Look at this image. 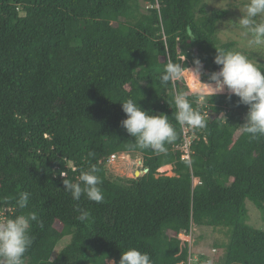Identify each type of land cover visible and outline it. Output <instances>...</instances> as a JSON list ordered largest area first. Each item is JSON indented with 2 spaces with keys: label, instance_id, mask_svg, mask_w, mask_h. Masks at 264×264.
Segmentation results:
<instances>
[{
  "label": "trees",
  "instance_id": "16d2710c",
  "mask_svg": "<svg viewBox=\"0 0 264 264\" xmlns=\"http://www.w3.org/2000/svg\"><path fill=\"white\" fill-rule=\"evenodd\" d=\"M227 14L205 0H0V208L12 217L35 211L43 223L33 222L24 264H118L129 247L150 253L153 264H186L188 243L178 236L193 226L226 230L217 264H264V231L245 223L246 199L264 210V137L240 128L248 106L227 90L210 98L178 82L207 115L206 128L190 130V160H181L172 91L158 83L168 56L184 54L183 66L201 60L207 82L220 67L215 48L234 46L216 36ZM128 98L169 117L178 135L165 153L128 150ZM118 153L139 154L147 172L109 175L107 160ZM91 165L102 203L64 191L65 178L75 182ZM166 165L173 176L158 175ZM23 191L30 199L21 210ZM78 209L90 219H77Z\"/></svg>",
  "mask_w": 264,
  "mask_h": 264
},
{
  "label": "clouds",
  "instance_id": "9594fccd",
  "mask_svg": "<svg viewBox=\"0 0 264 264\" xmlns=\"http://www.w3.org/2000/svg\"><path fill=\"white\" fill-rule=\"evenodd\" d=\"M239 10L241 16L236 22L230 20L228 30L237 31L244 41V48H215L217 54L214 63L220 67L209 76L207 82L201 79L203 74L201 60L194 57L193 67L183 66V62L187 59L184 54L179 61L168 56L159 73L158 83L161 88L172 91L177 123L181 127L188 126L194 129L207 127L206 114L198 107H193L189 92L178 88L177 83L191 79L194 86H198L197 95L210 98L227 90L231 95L239 98L238 104L248 106L245 122L240 128L244 134L255 140L264 137V66L252 55L264 50V0H246L242 10ZM191 39L196 38L193 36ZM121 104L126 114L121 124L134 138V142L127 146L129 151L152 150L156 153H165L166 145L177 139L176 129L166 114H150L132 98ZM88 155L94 157L95 153L89 152ZM98 172L99 169L91 165L81 171L75 182L65 178L64 191L70 193L76 201L86 196L90 201L102 203L103 181ZM60 175L66 177L67 174L61 172ZM29 199V192H20L15 201L16 207L21 210L28 208ZM78 210L80 215L77 219L82 222L90 219L89 211ZM33 222L43 228V223L35 211L26 214L21 212L14 217L0 219V264H24L25 254L33 243L31 235ZM118 264H153V260L150 253L129 247L122 251Z\"/></svg>",
  "mask_w": 264,
  "mask_h": 264
},
{
  "label": "rangeland",
  "instance_id": "374dc122",
  "mask_svg": "<svg viewBox=\"0 0 264 264\" xmlns=\"http://www.w3.org/2000/svg\"><path fill=\"white\" fill-rule=\"evenodd\" d=\"M246 0H205L207 9H226L228 11L227 16L217 25L216 36L219 42H233V48H244V41L239 37L235 29L228 30V24L230 20L236 22L241 16L243 4ZM22 15V14H21ZM223 30V31H222ZM257 59V62L264 66V50L252 53ZM192 66H190L191 68ZM186 83V84H185ZM191 93L198 92V86H194L191 79L184 82ZM240 131H237L238 135ZM139 159L140 155L132 153L128 155H120L115 160H112L106 166L107 173L113 177L122 178H135V173L139 171ZM170 170L161 171L157 170L158 175L173 176L172 167L169 165ZM138 177L140 175L138 174ZM197 180L194 181L196 183ZM246 218L245 223L250 227L264 231V210L257 207L251 200H245ZM58 229L59 225L56 226ZM223 229V230H221ZM224 228L213 229L207 227H192L189 236H180L179 238L188 243L189 253L191 254L190 264H217L223 255L224 250L216 249L215 245L226 244L228 242V236L225 233ZM69 237H65L59 241L53 252L52 258L56 256L58 251L69 243ZM107 264H113L112 261H108Z\"/></svg>",
  "mask_w": 264,
  "mask_h": 264
},
{
  "label": "built area",
  "instance_id": "2783aa9c",
  "mask_svg": "<svg viewBox=\"0 0 264 264\" xmlns=\"http://www.w3.org/2000/svg\"><path fill=\"white\" fill-rule=\"evenodd\" d=\"M207 117V115H206ZM194 128L188 127V126H183L182 127V135H183V139H182V143L179 146L175 147L176 151H179L181 153V160H190V154H191V150H190V145L193 139V136L190 134V130H192ZM130 153H118V154H113L109 157V159L107 160V165L108 163H110L112 160H115L116 158H118L120 155H128ZM139 171H137L139 173L140 176H142L143 174H145V170L143 168V159L140 156L139 159ZM13 215V209L9 208V207H3L0 208V219H5V218H10ZM190 235V234H189ZM186 234H180L178 237L180 236H189ZM190 244V242H188ZM190 256L188 258V261L186 264H190Z\"/></svg>",
  "mask_w": 264,
  "mask_h": 264
},
{
  "label": "bare ground",
  "instance_id": "6f19581e",
  "mask_svg": "<svg viewBox=\"0 0 264 264\" xmlns=\"http://www.w3.org/2000/svg\"><path fill=\"white\" fill-rule=\"evenodd\" d=\"M160 170L161 171H168V170H170V167H169V165H166V166L161 167Z\"/></svg>",
  "mask_w": 264,
  "mask_h": 264
},
{
  "label": "water",
  "instance_id": "95a60500",
  "mask_svg": "<svg viewBox=\"0 0 264 264\" xmlns=\"http://www.w3.org/2000/svg\"><path fill=\"white\" fill-rule=\"evenodd\" d=\"M225 91H226V90H225ZM146 172H147V169L145 170V173H146ZM138 174H139L138 172L135 173V178L138 177ZM196 183H197V182H196ZM196 183H194V184H196Z\"/></svg>",
  "mask_w": 264,
  "mask_h": 264
}]
</instances>
